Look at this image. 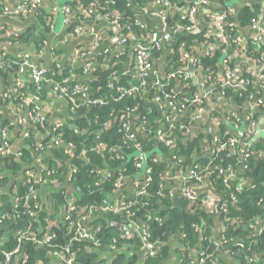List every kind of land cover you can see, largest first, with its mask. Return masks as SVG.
<instances>
[{
	"label": "trees",
	"instance_id": "1",
	"mask_svg": "<svg viewBox=\"0 0 264 264\" xmlns=\"http://www.w3.org/2000/svg\"><path fill=\"white\" fill-rule=\"evenodd\" d=\"M150 1L82 0L81 6H73L70 14H67L70 19L63 33L74 35L76 26L82 25L83 20L95 19V14H97L100 17L117 19L125 31H132L140 37L145 32L135 23V20L144 8H153ZM170 1L174 5L173 15H169V24L173 29L177 23H187L186 20L180 19L187 8L183 0ZM192 4L194 3L190 5ZM3 8V2L0 1V16L4 15ZM85 8L96 10V13L94 11L83 12ZM166 8L159 6V11H165ZM257 8H246L233 16L230 9L226 6L222 7V11L229 13L226 21V29L230 34L227 45L213 47L208 53L194 57L193 65L209 79L208 84L213 87L214 91L224 93L227 99L223 101V105L241 103L247 93H255L253 89L257 83L256 77L247 72L245 68L239 77L232 71L235 82L247 80L245 93L240 94L241 92L235 86H221L223 68L221 59L225 50H230V46L234 48L236 45L233 38L237 36V24L249 25L252 18L258 17ZM38 14L40 15L37 19L38 26L43 29L49 26L50 20L45 10L40 9ZM48 21L49 24H47ZM2 27L0 53H4V47L28 43L36 29L35 25H32L24 33H14L6 30L5 25ZM172 29L170 31L173 39L165 45L171 52L168 57L163 58L161 49H148L153 66L156 59L162 58L163 69L167 70V73H174L172 77L162 82V88L150 82L153 78L152 72H149L145 78L147 83L141 87L140 91L120 97L118 89L133 79L134 64L130 71L123 72L115 65L116 59L103 52L99 55L96 66L90 71L89 76L83 73L81 67L73 69L64 66L61 68L57 67L59 63L56 60L48 61L45 66L47 77L53 81H61L69 76L71 85L81 83L86 86L87 93L83 99L77 98V102L84 104L58 129L49 128L47 123H44V127L35 124L38 129L29 130L30 136L22 140L23 146L18 151L0 156V260L4 257V251H11L19 246L18 255L22 257V264H48L51 259L56 261L55 264H60V256L69 257L70 253L75 256V264H136L139 260L138 253L143 250L144 243H147L152 246L151 250L154 253L152 255L146 253L142 264H172L171 258L173 257L182 259L181 264H188L193 255L199 251L206 252L207 258L204 264H228L226 261L231 257L237 264H247L249 259L256 260L257 258L260 262L251 261L248 264H264V154L258 155L257 153L259 140L255 141L253 146L246 151L248 157L244 161H241L240 153H232L228 150H222L217 155L206 158L204 157L205 152L212 147L213 134L197 125L196 121H191L192 134L186 133L181 128V123L190 122V116L193 113L194 107L189 105L188 97L196 94L198 90L197 81L193 77L184 79L182 71L185 66H190L188 58L193 54V44L210 41H208V36L196 27L188 32L182 30L173 32ZM48 33V31H43L36 34V54H41L42 45ZM153 37L157 38L158 35ZM246 50V56L249 58L264 61V53L253 37ZM181 51L185 52L188 57L182 55ZM13 59L14 56H4L5 64L0 69V77L4 76L3 72L7 70L11 75L17 73L18 66L13 63ZM228 59L232 66L231 58ZM31 92L36 94L34 86ZM16 94L18 95L19 91ZM41 95L43 97L44 87ZM97 98H103L104 104L91 102ZM166 100H172L176 108L182 104L185 105V109L180 113L181 116L179 115L180 117L178 116L171 123H168L166 118L172 116L174 111L166 107ZM35 104L37 102L32 101L30 108H33ZM67 105L70 106L69 103ZM128 110L132 111V117L136 118L134 123L144 118L147 131H154L165 123L167 129L171 127V133L175 136L176 142L175 148L169 149L162 143H157L152 134L144 140L143 149L149 154L147 162L152 167L151 180L147 185V195L130 199L122 197L123 201H130V216L125 213L107 211L102 215H95L96 217L91 222L85 223L80 214L75 213L73 224L61 223L59 217L63 213L67 198L60 190H51L47 194V198L55 199L56 206L42 203L40 195L31 198L28 204H23L29 188L31 186L39 188L38 184H35L36 173H39L34 165L36 159H40V162L60 165V171L65 176L68 173L67 163L78 168L71 181L73 185L80 187L79 195L72 198L79 210L85 206L102 205L104 199L113 195L120 175L133 179V173L136 171L134 158L125 161V156L124 159H117L110 152L99 154L96 151L87 150L89 157L87 162L81 154L83 148L90 149L97 141L122 145L124 134L118 130L120 120ZM210 112L211 115H219L215 109H210ZM6 116V112L0 111V129L7 123ZM75 128H78L77 133L74 132ZM35 131H38L41 136L35 137ZM22 132L23 130L20 129L18 137H22ZM51 135L58 137L62 143L50 147L49 137ZM69 143L74 145L72 156H69L67 152L66 146ZM124 148L122 147V150ZM155 148L165 153L164 156L158 155L154 151ZM129 151L130 149L125 150L127 153ZM197 163L208 165L206 172L210 188L218 194L221 203L225 204L226 211L205 208L202 205L203 194L192 202L186 199L178 188L172 194H169V190L163 189V179L168 166L172 167V171L180 169L185 173ZM244 164H247V168L244 169L243 176L250 183L238 189L237 181L233 180L229 182L230 188H226L220 169L230 167L240 171ZM101 169L108 170L110 176L104 180L100 179L97 170ZM30 171L33 172L29 174ZM40 176L47 182L60 180L56 175L47 176L45 171H42ZM97 182L99 183L96 184ZM188 183L194 185L195 181L189 179ZM125 195L128 194L123 196ZM131 220L146 232L145 238L138 232L129 239L118 240L123 230L117 224L128 225L131 224ZM77 223H85L89 228L98 227L99 230L95 233L94 239L79 237L76 234ZM217 228L220 230L223 228L224 236L228 239L227 243L218 247L213 243L219 238L215 235ZM129 230H134V227ZM17 231H27L28 237L33 236L36 239H41L45 233H50L52 237L49 241L40 244L26 238L19 244ZM113 239H117L118 246L127 244L130 248L128 253L120 252L109 257L103 256ZM16 260L14 258L12 264H15Z\"/></svg>",
	"mask_w": 264,
	"mask_h": 264
},
{
	"label": "built area",
	"instance_id": "2",
	"mask_svg": "<svg viewBox=\"0 0 264 264\" xmlns=\"http://www.w3.org/2000/svg\"><path fill=\"white\" fill-rule=\"evenodd\" d=\"M151 4L158 5V6H165L167 7L165 11H157L154 8H144L142 12H144L147 15H154L161 19L163 29L161 30L160 34L157 38L151 39V45L150 47H135L132 50V59L134 64V75L133 79L129 80L127 85L119 87L120 97L123 95H130L132 93L140 91L141 87H143L147 82L145 81V78L147 77L149 72H152V78L153 80L150 81L153 85L158 86L159 88L163 87V81L165 79H168L174 75V73H167V70H164L163 67L159 70L158 68H155L152 64V58L148 51V49H161L163 45L165 46L167 43L171 42L173 37L171 34L172 27L169 24V15L174 12V5L170 0H151ZM209 0H196L194 1L192 5L188 7V9L185 11V14L180 16V19H184L187 21L186 24L177 23L174 28L172 29L173 32L177 31H190L193 28L196 27V20H195V13L198 11L199 8L204 7L208 4ZM4 5L3 13L5 16H17V17H24L25 15L29 14H35L38 15L42 5V0H28L24 2H19L14 5H11L12 7H9L8 5ZM64 12L67 14H70V9L65 7ZM96 13V10L85 8L83 9V12ZM228 14L226 11H220L215 14H213V19L215 22V25L217 29L224 30L226 29V21L228 19ZM107 21H109L112 24H115L119 27L121 25L118 23L117 19H110L108 17H103ZM70 17H67L65 19L66 23L69 22ZM135 23L139 25L142 30H144V26L141 24L139 19L137 18L135 20ZM250 29L252 30L253 39L254 41L261 47L262 53H264V22L261 20V17L252 18L249 25ZM122 30H124V27H121ZM3 30L2 25L0 26V31ZM129 31V30H127ZM84 32V27L82 25H78L74 29V35L80 34ZM145 32V31H144ZM15 33V32H14ZM142 42H149L150 39L146 37V34H142L140 36ZM233 41L236 43L235 49L237 51H244L245 54H247V48H244L242 46V42L240 40V37L237 35L235 38H233ZM92 48V47H91ZM212 48L210 49V51ZM209 52V51H208ZM226 50L223 53V57L221 59L222 63V82L221 86L229 85V86H235L240 94H243L246 92V84L248 83L247 80L238 81L235 82L234 78L232 76L233 68L230 65V61L228 58H231L225 53ZM182 55L188 57V55L183 51H181ZM39 55V54H37ZM36 55V57H37ZM228 59V60H227ZM248 64L246 65V71L253 74L254 77H256V85L253 89L255 93L249 94L247 93L245 98H243L241 103H233L223 105V101L227 99L224 96L223 92H216L214 91L213 87L208 84L209 79L202 75L200 73V69H197L193 65V59L191 57L188 58L189 63L192 62V67L189 68V66H185L182 71V75L184 79H187L189 77H193L197 81V93L192 94L188 97L189 105H192L193 113L190 116V122L186 124L181 123V128L185 130L186 133L192 134V124L191 121H196L197 125H200L207 129L208 132H211L212 135V147L209 151L205 152L206 158H209L210 156L217 155L222 150H228L230 152H238L240 153V156H242V160L244 161L247 159L246 151L253 146L255 143L254 137H258L260 134H264V124L260 126L258 123L259 118L264 120V61L263 59H254L249 58L247 56ZM13 63L18 66V74L23 73L25 70H28L30 79L32 81V84L35 88V93L32 94L34 97L35 106L33 108H30V125L27 129H23L22 137L21 139L28 138L30 136V129L33 128L34 130L38 129L37 126L44 127V123H47L48 125V110L47 108L42 105V95L41 90L47 87L51 88L54 94L59 98L64 100L66 103H69V110L71 112V116L73 117L74 113H76L77 109L83 105L82 103L77 102V98H84L87 93V88L85 85L81 83H71V78L65 77L61 81H53L51 78L47 77L45 67L39 65L36 60H33V57L29 53H22L17 56H14ZM5 64L4 60V53H0V69ZM60 65L57 64V67ZM96 66L95 64H92L90 62H84L81 64V68L83 70V73L85 75H90V71ZM157 69L159 71H157ZM130 71V69H129ZM128 72V71H127ZM138 82V83H136ZM149 82V83H150ZM247 82V83H246ZM21 86V78L17 76L15 79V87L13 88L15 91L19 89ZM242 96V95H241ZM94 104H104L103 98H97L91 101ZM165 105L167 108L172 109L174 113L172 112V116H167L166 120L168 123H171V121L178 118L180 113L185 109V105L182 104L178 108L175 107L172 100H166ZM217 107V109L215 108ZM210 109L219 110L220 113L224 114V118L226 121H228L231 125H233L234 130H240L241 135L238 137L236 136L235 131L233 128H229L225 126L224 120H221V117L218 116H211ZM237 111L242 114L243 118L240 119L237 115ZM208 114H210L211 119H206ZM47 116V117H46ZM181 116V115H180ZM179 116V117H180ZM71 117V118H72ZM172 117V118H171ZM136 118L132 117V111H127L125 116L122 117L120 120V127L119 132L124 134V140L122 141V145L114 144V143H106L103 141H97L93 147H90V149L83 148L81 151L83 159L85 161H89V157L87 155V150L89 151H96L99 154H103V152H110L111 154L115 155V158L117 159H124V156L126 157L125 161L130 160L131 158H134V166L136 168V171L133 173V179L131 178V182L128 184V176L120 175L118 177V180L116 182V188L113 190V195L104 199L102 202V205H98L97 207L93 206H85L82 210H79L77 208L75 202L72 200V198H75L80 193V187L77 185H73L72 183V176L77 171V167L73 164L67 163L68 173L67 175H63L60 171V165H54L52 163L47 162H40V159H36V164H34L39 170V173L41 175L42 171H45V174L47 176L50 175H56L58 177V181H50L47 182L45 179H43L42 176L39 175V173H36L37 179L35 180V184H38L39 188H35V186H31L29 188L28 194L24 198L23 204H28V201L31 198H35L37 195L41 196L42 203H46L52 206H56L55 199H50L44 197L43 191H58L60 190L65 197L67 198V202L65 206L63 207V213H61L59 217V222L61 223H69L73 224L74 221V214L78 213L80 214L81 219L85 223L91 222L96 216L95 215H102V213H105L107 211L115 212V213H125L127 216H130V201H123V198L127 197L128 199L133 197H143L147 195V185L149 184L151 177L150 173L152 171V167L147 162V157L149 154L143 149L144 140L148 139L150 134L154 136V139L157 143H162L163 146L169 149L175 148V136L171 133V127L167 129L165 127V123L161 124L157 129L154 131H147L146 127V121L144 118H141L140 122L137 121L134 123ZM174 122V121H173ZM37 126H36V125ZM64 124V121L57 122L54 125L48 126L53 127L54 129H58L60 126ZM222 130V131H221ZM74 132H78V128H75ZM35 137H40L41 134L38 133V131H35L34 133ZM49 146L53 145H59L62 142L59 141V138L55 135H51L49 137ZM263 140L259 139V149H258V155L264 154V145L262 144ZM40 147V146H38ZM68 148V154L69 156L73 155V149L74 145L68 144L66 146ZM122 147H125L124 150H122ZM127 149H130V151L127 153ZM12 151L11 149V141L9 139V133L6 128L0 129V156H5L9 154ZM154 151L158 153V155H163L162 151L159 148H155ZM45 155V154H44ZM204 155V154H203ZM39 157V156H38ZM212 161V160H210ZM176 165V164H175ZM171 166H168L166 175L164 176V184L163 189L169 190V194H172L176 188L180 191V193L188 200L194 202L202 195V205L209 209L217 211H226L225 204L221 203L220 197L218 194L213 191L210 187L207 189H200L201 184L207 179L208 173L206 172L208 165L205 166L203 164L197 163L194 164L192 167H190L185 173H183L180 169H177L175 171H172ZM247 168V164L243 165V169H240V171H236L228 168H222L220 169V172L223 173L224 176V183L226 188H230V181L236 180L237 188L241 189L245 186V184L248 183V179L243 176L244 169ZM96 170V169H95ZM94 170V171H95ZM41 171V172H40ZM33 171H30L29 174H31ZM242 172V173H240ZM97 173L100 176V179H105L108 176H110V172L105 169L97 170ZM192 179L195 181V184H189L188 180ZM71 182V183H70ZM97 182L96 184H98ZM121 184L123 186H121ZM124 194H128L127 196H123ZM123 197V198H122ZM232 200L234 201V197L232 196ZM84 224L77 223L76 226V234L84 239L93 240L95 233L98 232V227L89 228ZM122 226V234L119 235L117 238L118 240H124L129 239L133 237L135 233L140 232V235L145 238L146 232L141 229L139 225H137L133 220H131V224H125V223H119ZM252 226V225H251ZM134 230H129L130 228ZM142 230V231H141ZM258 232H261L260 229H257ZM17 242L20 244V242L23 239H31V241L35 243H43L50 240L52 235L50 233H45L41 239H36L35 237H28L27 231H17ZM219 238L215 241H213L214 245L216 247L221 246L224 243H227L228 239L224 236V229L221 228L219 235H217ZM117 239H113L112 243H110L103 253V256H113L115 253L125 252L128 253V250L130 248L125 245L118 246L117 245ZM152 246H149L147 243H144L143 247V254L140 259V263L142 264V261L145 257L146 253L153 254L154 251L151 250ZM130 252V251H129ZM19 246H17L15 249L11 251H4L3 252V259L0 260V264H12V261L14 258L18 259L19 257ZM58 256V255H57ZM74 254L69 255V257H62L60 256V264H75L74 262ZM206 252L205 251H199L196 252L193 257L188 261V264H204L206 262ZM230 263L228 264H237L235 261L231 258ZM17 261V260H16ZM15 261V262H16ZM23 262V260H21ZM258 263L260 262V259L257 258L256 260L249 259L247 261V264L250 262ZM14 262V263H15ZM182 259L180 258H174L172 260V264H181ZM138 263V261H137ZM136 263V264H137ZM22 264V263H21ZM106 264V263H101Z\"/></svg>",
	"mask_w": 264,
	"mask_h": 264
},
{
	"label": "crops",
	"instance_id": "3",
	"mask_svg": "<svg viewBox=\"0 0 264 264\" xmlns=\"http://www.w3.org/2000/svg\"><path fill=\"white\" fill-rule=\"evenodd\" d=\"M0 1H2L5 5L12 7L11 5L28 0ZM42 1L43 5L41 10H45L50 20V24L49 21L47 22L49 26L47 25L44 29L37 24V19L40 16L39 14H29L24 17L0 16V26L5 25L6 30L8 29L11 32L24 33L25 30L32 25H35L36 28L33 31L31 40L28 43L20 46L4 47V56H17L22 53H29L33 57V60H36L38 64L43 67L47 65L48 61L52 62V60H56L61 68L68 66L76 69L81 67V64L84 62H90L92 64L97 63L99 55L103 52L112 56V58H115V65L123 72H127L133 64L132 50L135 47H150L153 36L159 35L163 29V23L159 17L147 15L144 12L139 13L138 19L144 26L146 37L150 39L149 42H142L140 37L135 35L132 31L122 30L121 27L112 24L103 17L95 14V19L82 21L84 32L77 35H67L63 33V31L67 25L65 19L69 16L63 9L67 7L71 10L73 6L79 7L82 4V0H65L62 3H59L58 0ZM194 1L196 0H183L187 9ZM225 6L231 10V14L233 16L237 15V13L243 9H253L258 7V15L264 22V0H209L206 6L199 8L195 13V20L196 29L201 30L204 34H206L208 36L207 38H209L208 41L210 42H195L193 44V57L206 54L211 48L227 43L230 36L228 30L217 29L213 19V14L222 11V7ZM153 8L159 11L158 5H153ZM61 15L63 18L62 26L59 31H56L57 20ZM236 27L237 35L240 37L242 46L247 48L250 39L253 37L252 30L248 25L240 26L237 24ZM43 31H48L49 33L46 35L44 45H42L43 49L41 50V54L37 55L35 49V38L37 33ZM230 50H226L225 53L229 54L232 52L228 56H231L234 74L239 77L243 69H246L248 59L244 51H237L236 49L231 48V46ZM162 54L164 58L168 57L171 52L163 45ZM162 62V58L156 59L154 61V67L160 70L162 68ZM191 67L192 62H190L189 68ZM3 73L4 76L0 77V101L2 102L0 105V111L6 112L7 116L5 120L7 123L2 128H6L8 130L9 139L11 141V152H16L23 146V139L18 137L19 130L22 128L27 129L30 125V104L34 100L31 92L33 84L28 70H25L21 74L16 73L14 75H11L8 70ZM17 76L21 78V86L17 90L19 91L18 95L16 94L17 91L13 89L15 87V79ZM42 105H44L48 110V126L54 125L57 122L69 120L72 117L67 103L64 100L59 99L49 87L44 89ZM215 108L217 109V107ZM215 111H217V114L219 112L220 115L218 117H221V120H224L225 126L233 128V125L225 120V115L222 114V112L220 113L219 110ZM237 115L240 119L243 118L242 114L238 111ZM261 117L258 121L260 126L264 124V120L261 119ZM206 119H211L210 114H208ZM235 133L238 137L241 135L240 130H236ZM254 139L263 140L262 144L264 145V134H260L258 137H254ZM249 183L250 182L248 181L247 184ZM209 187L210 184L207 178L201 184L200 189L204 190ZM47 194L48 190H45L42 195L46 197ZM217 224L219 225V223ZM219 233L220 228L215 229V235H219ZM142 254V251L138 253L139 260L137 264L140 263ZM21 258L22 257L18 258L15 264H21ZM173 258H171V260H173ZM55 262V260L51 259L48 264H55ZM226 262L230 263V259Z\"/></svg>",
	"mask_w": 264,
	"mask_h": 264
},
{
	"label": "rangeland",
	"instance_id": "4",
	"mask_svg": "<svg viewBox=\"0 0 264 264\" xmlns=\"http://www.w3.org/2000/svg\"><path fill=\"white\" fill-rule=\"evenodd\" d=\"M59 3L64 2L65 0H58ZM63 18L62 15L58 17L57 24H56V31H59L62 26Z\"/></svg>",
	"mask_w": 264,
	"mask_h": 264
},
{
	"label": "water",
	"instance_id": "5",
	"mask_svg": "<svg viewBox=\"0 0 264 264\" xmlns=\"http://www.w3.org/2000/svg\"><path fill=\"white\" fill-rule=\"evenodd\" d=\"M131 182V179L128 180V184ZM119 228H122L123 225L117 224Z\"/></svg>",
	"mask_w": 264,
	"mask_h": 264
}]
</instances>
